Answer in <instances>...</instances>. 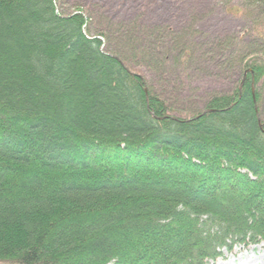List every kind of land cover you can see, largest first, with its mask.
<instances>
[{"label":"trees","instance_id":"16d2710c","mask_svg":"<svg viewBox=\"0 0 264 264\" xmlns=\"http://www.w3.org/2000/svg\"><path fill=\"white\" fill-rule=\"evenodd\" d=\"M241 1L237 10L249 9ZM62 4L0 0V264H211L263 243L264 53L238 59L234 90L206 102L219 112L173 119L176 108L137 70L169 55L164 29L147 52L140 35L127 32L121 46L114 30L100 31L103 51L83 33L91 12ZM178 50L190 61L191 47ZM133 144L147 158L99 167L111 146L126 155ZM182 218L191 230H178Z\"/></svg>","mask_w":264,"mask_h":264},{"label":"rangeland","instance_id":"374dc122","mask_svg":"<svg viewBox=\"0 0 264 264\" xmlns=\"http://www.w3.org/2000/svg\"><path fill=\"white\" fill-rule=\"evenodd\" d=\"M62 1L61 10L67 14L76 6L88 9L92 18L88 28L92 33L114 30L121 46H125L126 33L132 32L135 37H144L153 49L160 37L155 24L161 23L165 42L162 51L169 55L157 54L158 64L138 67L137 70L152 76L155 91L177 109L185 108L186 103L204 106L210 94L227 90L240 79L238 59L241 56L254 51L264 53V39L252 32L255 19L261 14L252 9L237 10L241 7V0ZM137 19L142 22L139 33L138 29H133ZM258 21L259 28L264 31V18ZM174 35H177L175 42L172 40ZM184 46L193 50L188 62L180 58L178 47ZM229 56L234 57L236 63L232 74L223 65ZM163 64L162 73L157 72L156 66ZM262 89L261 115L264 118V79ZM211 264H264V242L224 250L223 257Z\"/></svg>","mask_w":264,"mask_h":264},{"label":"bare ground","instance_id":"6f19581e","mask_svg":"<svg viewBox=\"0 0 264 264\" xmlns=\"http://www.w3.org/2000/svg\"><path fill=\"white\" fill-rule=\"evenodd\" d=\"M246 3H249L248 5H246V4H244V5H246V7H248L249 9H252V11H254L255 12V10H259V11H261L262 9H264V4H259V3H256V2H254V0H250V1H248V2H246ZM82 7V6H81ZM244 9H247V8H245L244 6H243V9L242 10H244ZM256 12H258V11H256ZM74 13H79V11H74ZM263 15V14H262ZM263 18H264V16H262ZM155 26L160 30V29H162L163 28V25L161 24V23H156L155 24ZM255 28V24H254V26H253V28H252V32L253 33H255V34H257L258 35V33H257V31L254 29ZM93 31L92 30H90L89 28H88V25L86 26L85 25V27H84V30H83V33L87 36V38L88 39H100L101 41H102V45H101V50H103V51H105V49H107V40H106V38L104 37V36H102V35H100L99 34V32H96V33H92ZM177 36V35H176ZM176 36L174 35V38L172 39L173 40V42H175V40H176ZM163 45H165V42H164V44H162V47H164ZM148 47L149 48H151V46L149 45V43H147V41H146V43L144 42V44H143V49L147 52L148 51ZM188 47V46H187ZM152 49V48H151ZM109 54V53H108ZM234 60H235V58L234 57H232V56H229L228 58H227V60H226V62H224V64L223 65H225V66H227V68L228 69H230V72H231V74L232 73H235V68H236V63L234 62ZM150 61V60H149ZM232 62V65H230V63ZM154 63H156L157 64V62H156V60H154V61H150V63L149 64H154ZM157 68H159L158 66H156ZM238 71H239V73L241 72V64H240V62H238ZM246 75H247V72L245 73V77H246ZM233 76V75H232ZM244 77V78H245ZM235 81V80H234ZM238 84V81L236 80L232 85H231V87L229 88V89H227V90H224V91H221V92H223V93H228V92H232L233 90H234V88H235V86ZM243 82H241V84H240V90H241V88L243 87ZM146 91H147V89H146ZM218 93H220V92H213L212 94H210L208 97H207V99L205 100V102H204V106H200V107H198V106H196V105H192V106H190V104H192V103H186V107L185 108H183V109H177L176 108V110L174 111V113H175V115H172V117H173V119H185V120H188V121H190V122H194L195 120H197V119H199V118H202L203 116H205L206 114H208V113H214V112H219V110H214V109H210V108H207L206 107V102L210 99V98H212L213 97V95H216V94H218ZM262 94H263V90H262ZM237 99H242V94H239L238 95V97H237ZM236 104H237V101H235L234 103H232V105L229 107V108H232L233 106H236ZM262 104L261 105H259V108H258V106L256 107V112L257 113H259V115H261L262 114ZM262 116V115H261ZM261 116H260V118H259V125H260V127L263 129V131H264V127H263V123H262V119L263 118H261ZM187 121V122H188ZM217 137H219V136H217ZM216 137V138H217ZM225 140V138L223 137L222 139H221V141H224ZM134 145V144H133ZM229 147H230V155H231V157H232V159L236 156V147H235V144H231V145H229ZM228 147V148H229ZM142 148H146V146H143ZM142 149H140V148H136V146L134 145V146H132V147H130V153L129 154H126V155H122V154H119L118 153V151L116 150V146H111L110 147V149L107 151V152H105L103 155H101L100 157H99V159L100 160H98L99 161V167L102 169V168H104V166H107L108 164H110V163H116L115 161H117L119 158H127V157H131L129 160L132 162V163H134V164H137L138 162H139V159L140 160H143L144 158H147V156L146 155H142L141 153H142V151H141ZM98 159V158H97ZM121 159H119V160H121ZM221 159H224V157L223 156H221ZM242 171H244V172H249V169H245V168H243V169H241ZM250 172H252L251 170H250ZM222 174V175H221ZM219 175L222 177V178H224V179H226V178H229V177H231L232 176V174L230 173V175L227 173V172H225V170L224 169H221L220 170V172H219ZM228 182L230 183V185H232V186H234V187H236V188H238V190H240L241 192H243V196H249V197H251V195H250V193H248L247 192V190L244 188V186L242 185L241 187L240 186H236L235 185V183L233 182V181H231V180H228ZM250 192V191H249ZM246 194V195H245ZM202 218L203 219H206L207 218V215H203L202 216ZM241 219L238 217V216H236V217H234V218H230V220L228 221V226L230 227V228H232L235 232H237V229H238V227H240V223H241ZM195 226H196V224H195ZM185 227H186V229H185ZM193 228V225H192V223H190L187 219H185V218H182L181 220H180V222H178V230L180 231V232H185L184 231V229L185 230H191ZM196 228V227H195Z\"/></svg>","mask_w":264,"mask_h":264}]
</instances>
